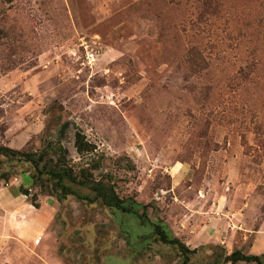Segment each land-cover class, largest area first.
I'll use <instances>...</instances> for the list:
<instances>
[{
	"label": "rangeland",
	"instance_id": "obj_1",
	"mask_svg": "<svg viewBox=\"0 0 264 264\" xmlns=\"http://www.w3.org/2000/svg\"><path fill=\"white\" fill-rule=\"evenodd\" d=\"M202 1L0 0V144L39 149L66 123L73 169L98 160L93 178L145 212L58 199L0 157V176L15 169L0 177V264L264 259V0Z\"/></svg>",
	"mask_w": 264,
	"mask_h": 264
},
{
	"label": "trees",
	"instance_id": "obj_2",
	"mask_svg": "<svg viewBox=\"0 0 264 264\" xmlns=\"http://www.w3.org/2000/svg\"><path fill=\"white\" fill-rule=\"evenodd\" d=\"M217 0H203L206 12L212 8V12L217 11V7L213 5ZM66 123L62 124L58 131V138L55 141H44L39 149H14L10 146L0 144V157L5 161L23 162L31 166L34 170L29 176V180L33 184L37 181L43 186L44 192L48 195H55L58 199H64L67 196H75L76 198L94 203L99 201L102 205L115 209L117 211L138 213L134 210L133 205L127 203L123 198L119 197L112 184L103 180L93 178L92 170L99 165V161H91L88 166L81 167L77 172L73 166L69 164L67 159V149L61 144L60 138L63 136ZM74 148L81 156L91 153L96 147L88 141L85 134L81 130L74 132ZM15 169H9L2 174L1 179L6 181ZM34 207H38L31 201ZM135 205L139 206L138 203ZM145 212L138 213L139 217L145 216ZM155 235L163 243L178 245L182 252H185L183 245L175 237L166 234L164 228L160 224H153ZM224 264H237L244 262L247 264H264L261 255L245 254L240 250H234L224 258Z\"/></svg>",
	"mask_w": 264,
	"mask_h": 264
},
{
	"label": "built area",
	"instance_id": "obj_3",
	"mask_svg": "<svg viewBox=\"0 0 264 264\" xmlns=\"http://www.w3.org/2000/svg\"><path fill=\"white\" fill-rule=\"evenodd\" d=\"M97 50L93 47H89L87 44H83V51L81 56V63L91 66L97 57Z\"/></svg>",
	"mask_w": 264,
	"mask_h": 264
},
{
	"label": "crops",
	"instance_id": "obj_4",
	"mask_svg": "<svg viewBox=\"0 0 264 264\" xmlns=\"http://www.w3.org/2000/svg\"><path fill=\"white\" fill-rule=\"evenodd\" d=\"M12 231L14 232L15 236H17V237L20 236V230H15L14 229ZM28 231L30 232L29 235H28V238H33L34 236L38 235V233H39V230L37 228H35V227L29 228Z\"/></svg>",
	"mask_w": 264,
	"mask_h": 264
}]
</instances>
